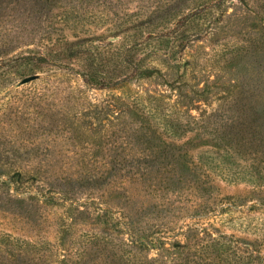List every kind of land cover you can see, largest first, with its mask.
I'll use <instances>...</instances> for the list:
<instances>
[{
	"label": "rangeland",
	"instance_id": "rangeland-1",
	"mask_svg": "<svg viewBox=\"0 0 264 264\" xmlns=\"http://www.w3.org/2000/svg\"><path fill=\"white\" fill-rule=\"evenodd\" d=\"M256 170L264 0H0V264H264Z\"/></svg>",
	"mask_w": 264,
	"mask_h": 264
},
{
	"label": "trees",
	"instance_id": "trees-1",
	"mask_svg": "<svg viewBox=\"0 0 264 264\" xmlns=\"http://www.w3.org/2000/svg\"><path fill=\"white\" fill-rule=\"evenodd\" d=\"M39 57L43 61H47L48 59L51 63L58 65L60 67L63 66H71L73 62L72 55L62 54L59 56H45L42 52H39ZM131 62L127 59L126 56L121 57L118 62L113 63L108 60L101 61H87L86 65L80 68L79 74L82 77V80L89 86L104 88V87H114L120 84L121 81L128 80L131 71ZM116 70L117 72H113ZM104 71L106 73H102ZM211 134V132H210ZM222 139L218 138V143L221 145ZM232 159V157H231ZM255 173H258V179L264 182V174H262L261 170H256ZM264 173V172H263ZM252 183H255V177L252 176Z\"/></svg>",
	"mask_w": 264,
	"mask_h": 264
},
{
	"label": "water",
	"instance_id": "water-1",
	"mask_svg": "<svg viewBox=\"0 0 264 264\" xmlns=\"http://www.w3.org/2000/svg\"><path fill=\"white\" fill-rule=\"evenodd\" d=\"M36 76H37V75H29V76H26V77L22 78V79L18 82V84H24V83H26V82H29V81L35 79Z\"/></svg>",
	"mask_w": 264,
	"mask_h": 264
}]
</instances>
